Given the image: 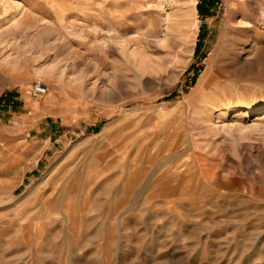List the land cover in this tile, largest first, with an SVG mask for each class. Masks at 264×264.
<instances>
[{"label": "rangeland", "instance_id": "rangeland-1", "mask_svg": "<svg viewBox=\"0 0 264 264\" xmlns=\"http://www.w3.org/2000/svg\"><path fill=\"white\" fill-rule=\"evenodd\" d=\"M261 111L264 0H0V264H264Z\"/></svg>", "mask_w": 264, "mask_h": 264}, {"label": "built area", "instance_id": "built-area-1", "mask_svg": "<svg viewBox=\"0 0 264 264\" xmlns=\"http://www.w3.org/2000/svg\"><path fill=\"white\" fill-rule=\"evenodd\" d=\"M33 94L38 96V97H43L46 94V90H45V88H43L41 86L40 83H38V84L35 85V87L33 89Z\"/></svg>", "mask_w": 264, "mask_h": 264}, {"label": "bare ground", "instance_id": "bare-ground-1", "mask_svg": "<svg viewBox=\"0 0 264 264\" xmlns=\"http://www.w3.org/2000/svg\"><path fill=\"white\" fill-rule=\"evenodd\" d=\"M257 116V119L264 118V111H261Z\"/></svg>", "mask_w": 264, "mask_h": 264}]
</instances>
